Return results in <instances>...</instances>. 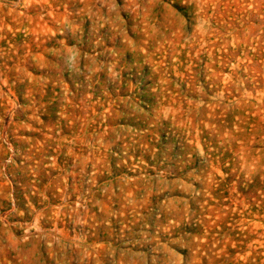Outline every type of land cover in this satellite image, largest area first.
Listing matches in <instances>:
<instances>
[{
	"label": "rangeland",
	"instance_id": "1",
	"mask_svg": "<svg viewBox=\"0 0 264 264\" xmlns=\"http://www.w3.org/2000/svg\"><path fill=\"white\" fill-rule=\"evenodd\" d=\"M0 264H264V0H0Z\"/></svg>",
	"mask_w": 264,
	"mask_h": 264
}]
</instances>
